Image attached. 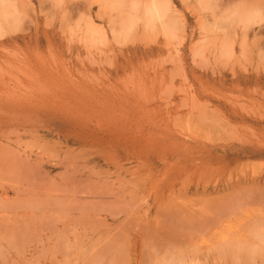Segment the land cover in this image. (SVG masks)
I'll return each mask as SVG.
<instances>
[{
	"label": "rangeland",
	"instance_id": "374dc122",
	"mask_svg": "<svg viewBox=\"0 0 264 264\" xmlns=\"http://www.w3.org/2000/svg\"><path fill=\"white\" fill-rule=\"evenodd\" d=\"M258 230L264 0H0V264H264Z\"/></svg>",
	"mask_w": 264,
	"mask_h": 264
},
{
	"label": "bare ground",
	"instance_id": "6f19581e",
	"mask_svg": "<svg viewBox=\"0 0 264 264\" xmlns=\"http://www.w3.org/2000/svg\"><path fill=\"white\" fill-rule=\"evenodd\" d=\"M154 6H155V4H154ZM150 8H152V7H150ZM150 8H149L148 11H146V14H145L147 22L149 24L154 26L156 23L163 22V20L166 17L168 18V16H166L168 11L164 7L163 8H158V6H157V7H153L152 9H150ZM257 232H259V230L256 231L255 233H257ZM260 233H261V231H260ZM260 233L255 234V236L259 239V241L261 243L264 244V235H262ZM248 253H249L250 256H254L255 254H257V251L252 249ZM181 259H183V258H181ZM181 259H179V261H176L175 264H190L189 261H185L184 259L183 260H181Z\"/></svg>",
	"mask_w": 264,
	"mask_h": 264
}]
</instances>
